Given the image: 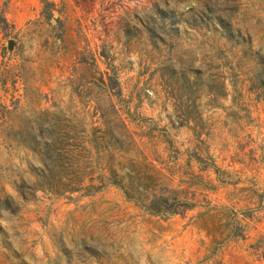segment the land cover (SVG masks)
I'll return each mask as SVG.
<instances>
[{
    "label": "rangeland",
    "instance_id": "1",
    "mask_svg": "<svg viewBox=\"0 0 264 264\" xmlns=\"http://www.w3.org/2000/svg\"><path fill=\"white\" fill-rule=\"evenodd\" d=\"M118 118L180 213L42 182ZM0 264H264V0H0Z\"/></svg>",
    "mask_w": 264,
    "mask_h": 264
},
{
    "label": "trees",
    "instance_id": "2",
    "mask_svg": "<svg viewBox=\"0 0 264 264\" xmlns=\"http://www.w3.org/2000/svg\"><path fill=\"white\" fill-rule=\"evenodd\" d=\"M51 115L56 117L55 114ZM103 123H113L114 126L93 129L89 139L83 136L84 130L67 124L48 133L41 176L47 188L53 191L60 188L62 192L100 188L92 183L94 168L89 159L92 149L97 162L104 160L109 181L123 189L128 198L139 201L152 213H180L179 207L184 203L177 197L149 194V190L155 187L157 171L151 168V163L147 162L142 152L131 154L133 149L137 150V144L134 133L126 123L119 118L109 121L103 119ZM86 142L90 149L85 145ZM97 178L102 181L103 175ZM86 181L89 183L83 186Z\"/></svg>",
    "mask_w": 264,
    "mask_h": 264
}]
</instances>
